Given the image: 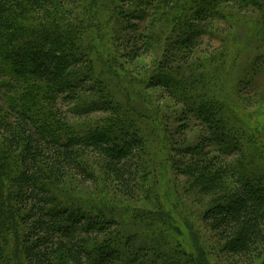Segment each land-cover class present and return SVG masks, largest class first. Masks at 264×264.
Segmentation results:
<instances>
[{"label":"trees","instance_id":"16d2710c","mask_svg":"<svg viewBox=\"0 0 264 264\" xmlns=\"http://www.w3.org/2000/svg\"><path fill=\"white\" fill-rule=\"evenodd\" d=\"M247 7L259 10V33L264 34V0H0V264H210L195 239L191 251L182 247L178 228L165 235L171 221L165 204L171 199L181 209L177 183L176 194L167 185L147 189L157 199V211L129 212L61 189L59 182L66 178L95 180L83 155L88 151L101 154L115 192L129 198L148 187V179L149 184L157 182L156 169L183 171L195 164L199 173L206 170L202 179L213 177L211 184L219 178L207 174L215 153L242 154L243 161L225 167L237 180L235 194L211 205L203 218L218 231L237 264H254L262 256L264 150L254 140L256 128L227 102L226 75L219 76V68L198 74L174 66L176 52H192L212 19ZM92 17L126 44L123 52L132 58L151 40L148 25L157 32L152 25L156 17L159 26L163 23L172 32L157 74L147 84L164 87L183 102L184 114L197 118L201 134L193 145H170V164L167 156L157 163L146 146L144 136L154 130L144 116L149 109L142 112L140 104L129 100L131 90L129 95L125 91L132 86L116 68L118 53L103 51ZM261 42L264 47V35ZM260 56L258 65L264 64V48ZM262 67L249 65L240 85L254 84ZM104 97L107 102L99 103ZM71 104L78 119L93 111L114 115L74 123L63 108ZM163 130L167 144L175 128L166 123ZM163 194L167 200L162 202ZM154 223L165 226L147 229Z\"/></svg>","mask_w":264,"mask_h":264},{"label":"rangeland","instance_id":"374dc122","mask_svg":"<svg viewBox=\"0 0 264 264\" xmlns=\"http://www.w3.org/2000/svg\"><path fill=\"white\" fill-rule=\"evenodd\" d=\"M133 5L134 3L129 4L128 7ZM171 6V4L166 5L164 9ZM70 7L67 5V9H71ZM240 11L241 13L235 11L234 13L230 12L228 14L224 12L223 18L212 19L211 27H207L206 33L197 38L196 48L192 52H185L184 49L176 52L179 60L175 61L174 66L178 67V65H183L185 69L198 74L206 73L207 70L213 69L212 67L219 68L221 71L219 76L226 75L224 93L227 102L230 103V106H233L235 112L245 119L249 125L256 128L257 138L254 140L261 142L264 150V64H257L260 63L259 59L262 57L260 53H263L264 47L261 38H263L264 34L263 31L262 34L259 33L260 26L258 17L260 13L257 8L253 10L252 7H247L245 10ZM53 13L52 15H54ZM91 20L93 22V29H97L100 32L98 33L99 41L103 43V51L106 54L108 52L109 56L114 54V52L118 53L117 56L113 55L114 60L117 62L116 68L119 70L120 77L123 76L127 79L125 84L129 83L128 85L132 86L131 89L125 91L129 95L131 90L129 100L134 101L135 104H140L142 106V112L146 110V107L149 109L146 113L144 112V116L152 121L149 123V127L151 129L154 128V130L152 133H147V137L144 136V141L146 142V146L150 145L152 148H150L151 151L153 153L155 152L157 163H162L163 161L159 157L165 158L167 153L170 157L174 154L170 145L174 146L175 143L178 145H193L198 141L199 135L201 134L200 126H198L200 122L197 121L194 115L184 114V103L178 98L171 96L164 87H148L147 84V79H149L151 74H157L158 66L161 64L166 52L165 50L169 45L168 41L173 37L172 32L167 30L169 27L163 26V23L159 26V17H156V20L152 21V25L157 26V32L152 31L151 26L148 25L146 33L147 31H151L149 33L151 40H148L147 46L141 50L137 58H132L125 55L123 51H126V44L119 41L111 33L112 31L109 27L106 33L102 25L95 22V17H92ZM164 23H167V21L164 20ZM254 64L256 66H263V70L256 74L254 84H248L244 88L239 82L245 76L244 72L249 65L252 68ZM94 95L98 96L97 92ZM105 102H107V99L104 97L99 103ZM93 103H96V101ZM73 105H66L63 108L64 110L66 109L65 111L69 110V116L73 118L72 121L74 123L93 120L94 122H101L104 121V117L114 115L112 111H93L89 115L78 119L72 116L71 109ZM166 123L172 128H175L174 131H170L171 137L168 139L170 143L167 142V144L162 140V135L164 134L163 128ZM129 131L131 130L128 129L124 134V131L121 130V134L126 135ZM117 140L123 141L122 138H117ZM83 155L84 159H87L86 164L95 180L82 183L75 178L73 181L70 178H66L65 182H59L61 189L67 190L78 198H91V201H97L98 199L104 200L106 203L117 205L119 209H126L129 212L131 210L145 211L146 209L157 211L159 207L157 204H153L157 202V199L147 189L153 186L159 191L167 185L171 186L172 191L170 193L176 194L174 186L177 183L180 189L179 196L182 210L177 211V208H174L176 203H173L170 199V203L165 204L167 208L165 211L171 217L169 225L166 224L165 226L164 223H154V225H149L147 229L153 231V228L165 226V229H168V233H165V235L170 236L173 228H178L182 232L179 235L181 234L182 236V247L185 249L191 251L193 247L192 241L195 239L197 245L208 257L210 264L236 263V260L232 259L224 250V241L220 238L218 231L210 222L204 220L203 215L211 205H214L218 201H226L235 194L237 180L230 176L229 170L225 171V167L229 164L236 163V161H243L244 156L242 154L226 156L215 153L216 158L210 161L211 165H209L207 174H213L215 177L218 175L219 178L211 184L209 181L213 177L202 179L200 173L201 175H205L206 170L204 173L200 168L199 173V167L196 168L195 164L186 166L183 171L175 170V168L172 170V167H167L166 172H163L158 168L159 172L157 169L154 172L157 182L149 184L148 179L146 184H144L146 186L148 185V187L145 188L144 186V188H141L135 198L123 197L115 192L112 183V173L108 171L106 161L101 154L88 151L84 152ZM165 161L166 163H171L168 156ZM186 169L189 172L188 174L186 173ZM164 173L166 174L165 180H163ZM204 184L210 185L211 188L202 191ZM160 198L162 202L163 200H167L164 194ZM164 209L163 207L162 210ZM167 211H170V213ZM128 221L131 222V219L129 218ZM186 222L191 226L187 225ZM117 227L121 228L122 226H116L113 229ZM133 229L136 230V228ZM132 230L128 229L127 231H129V234H133L135 230ZM140 231L141 229L138 228L137 232ZM142 234L143 232H141ZM119 248L117 252L119 250L120 253L122 248ZM168 249L171 248L168 247ZM260 257L255 260L254 264H261L264 261L262 260L264 258V248L262 250V256ZM247 263L251 264V260L247 261Z\"/></svg>","mask_w":264,"mask_h":264}]
</instances>
